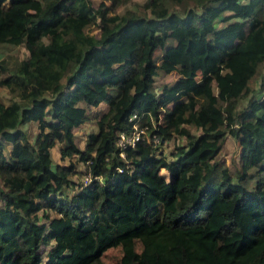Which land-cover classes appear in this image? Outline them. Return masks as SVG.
<instances>
[{
	"label": "trees",
	"instance_id": "1",
	"mask_svg": "<svg viewBox=\"0 0 264 264\" xmlns=\"http://www.w3.org/2000/svg\"><path fill=\"white\" fill-rule=\"evenodd\" d=\"M185 1L138 12L129 0H0V42L27 54L0 60L14 92L0 97V264H264V98L239 106L264 63V0L174 8ZM88 111L96 130L80 148ZM134 125L145 132L121 149ZM227 134L240 146L233 173L216 159ZM56 143L67 164L53 165Z\"/></svg>",
	"mask_w": 264,
	"mask_h": 264
},
{
	"label": "rangeland",
	"instance_id": "2",
	"mask_svg": "<svg viewBox=\"0 0 264 264\" xmlns=\"http://www.w3.org/2000/svg\"><path fill=\"white\" fill-rule=\"evenodd\" d=\"M93 5L96 6L99 0H91ZM108 1V0H106ZM143 0H129L127 2L126 7L132 8L134 10H137L138 12H143L144 9L141 6V2ZM8 3V0H7ZM192 2L191 0L185 1L182 5H175L174 8H176L178 11H181L183 9V6L191 5ZM193 5V4H192ZM125 5H119L118 11L123 12L126 7ZM223 23L218 22L217 26H221ZM84 31L87 34L90 33H98V25L97 22H93L90 24H87L84 26ZM173 43V40H168L165 44V46H168ZM161 54V50L157 49L154 52L155 58H159ZM26 50L22 46H17V45H12L7 42H0V60H3L5 64L8 67H13L15 66L21 59L26 57ZM178 74L175 71H172L170 73L164 74V73H159V75L155 78V86L159 89L164 85H172L176 80H177ZM264 81V63L263 64H258L256 68V72L252 78L249 79L248 81V87H249V93L248 95L243 98V100L240 101L239 106L241 105H246L248 100L250 99H262L264 98V83H261V81ZM114 92V90H111ZM14 96V92L11 93V91L7 87H0V97L1 99L7 103L8 100H10ZM105 104H101L100 107H104ZM94 109L97 108H92ZM92 111H88V119L75 128L74 133H75V142L79 147L83 145V143L86 141V136L90 131L96 130V123L94 119H91V113ZM36 123V122H34ZM34 123H27L24 128L27 130L28 136L31 140H33L34 136L36 135V124ZM191 131L195 134L199 132V130L195 128H191ZM176 142H185V139L183 138H176L175 140L168 141L165 143L162 147V151L160 150L159 152H162L163 154L169 156L170 151L173 149L174 145ZM62 144L61 143H56L55 146L52 149V161L54 162H64L67 163V159L61 160L60 158V148ZM239 155H240V146L238 141L232 137L230 134H227L223 144L221 146L220 152L217 155L216 159L218 162L222 163V166L227 167L231 173L234 172V170L238 169L240 166L239 163ZM263 166V165H262ZM79 170L84 169V165L82 163H79ZM162 171V170H161ZM257 171L256 169H251L248 171L247 176L245 177V184L249 188H253L255 184V180L257 179ZM218 174L213 177L214 180H217ZM80 179V178H79ZM48 249V246L44 245L41 246L39 249L40 252L43 254L44 258H46L47 254L46 251ZM119 254L118 249H113L111 251H108L107 254L104 256V260L106 263H110L112 260L115 259V257Z\"/></svg>",
	"mask_w": 264,
	"mask_h": 264
},
{
	"label": "built area",
	"instance_id": "3",
	"mask_svg": "<svg viewBox=\"0 0 264 264\" xmlns=\"http://www.w3.org/2000/svg\"><path fill=\"white\" fill-rule=\"evenodd\" d=\"M136 115L133 114L131 119H135ZM145 131L141 128H138L137 125L133 126V131L131 134L126 135L123 133H120L119 139L117 141V146H119L121 149L125 148L126 146L134 147L135 143L140 139L141 134H143ZM123 157V153L120 154ZM82 183L86 184L90 180V174H84L82 177Z\"/></svg>",
	"mask_w": 264,
	"mask_h": 264
},
{
	"label": "crops",
	"instance_id": "4",
	"mask_svg": "<svg viewBox=\"0 0 264 264\" xmlns=\"http://www.w3.org/2000/svg\"><path fill=\"white\" fill-rule=\"evenodd\" d=\"M102 104H104V103H102ZM101 105V104H100ZM104 108V107H103ZM30 123H34V122H30ZM27 123H25L24 124V126L26 125ZM34 124H36V126H37V123H34ZM24 126H23V128H24ZM25 129V128H24ZM37 129V128H36ZM36 132H37V130H36ZM74 135H75V133H74ZM75 138V137H74ZM84 144H85V142L83 143V145L80 147V148H83V146H84ZM78 147H79V145H78ZM52 149L53 148H51V150H50V154H51V159L53 158L52 157ZM60 158H61V156H60ZM64 159H67L68 161H67V163L69 162V158L68 157H65ZM64 159H62L61 158V160H64ZM52 163H53V165H55V164H67V163H64V162H54V161H52Z\"/></svg>",
	"mask_w": 264,
	"mask_h": 264
}]
</instances>
